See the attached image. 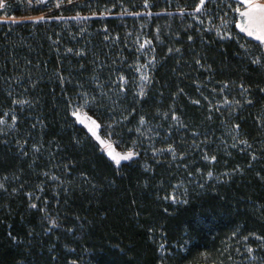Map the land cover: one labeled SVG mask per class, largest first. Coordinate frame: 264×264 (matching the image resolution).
Returning a JSON list of instances; mask_svg holds the SVG:
<instances>
[{"label":"trees","instance_id":"trees-1","mask_svg":"<svg viewBox=\"0 0 264 264\" xmlns=\"http://www.w3.org/2000/svg\"><path fill=\"white\" fill-rule=\"evenodd\" d=\"M221 1L0 20V264H264V50Z\"/></svg>","mask_w":264,"mask_h":264},{"label":"rangeland","instance_id":"rangeland-1","mask_svg":"<svg viewBox=\"0 0 264 264\" xmlns=\"http://www.w3.org/2000/svg\"><path fill=\"white\" fill-rule=\"evenodd\" d=\"M59 0H0V20H18V19H44L49 18L48 14L52 11L40 12L36 11L43 9L46 6L57 3ZM203 3L194 11H199L202 9ZM240 5L237 8V22L236 26L242 32H244L249 37L258 40L264 50V0H234ZM222 4L230 5L227 0H222ZM113 5V3L111 4ZM250 5H257L259 9H250ZM103 8L108 7L102 2V0H93L92 8ZM113 6H109L108 9H112ZM10 11H18L22 16H15L14 14H8ZM132 15H138L140 13H131ZM53 17V16H52ZM55 18H66L65 16H55ZM73 18H79L78 16H73ZM251 32V35H249ZM260 37V38H258ZM72 115L76 123L82 125L88 133L98 142L102 152L115 164H119L123 161H128L135 157V152L133 150H122L115 146L114 140L104 137L100 134L99 123L92 115L87 113L82 108H76L72 111ZM129 159H119L120 157L129 156ZM119 159V162H117Z\"/></svg>","mask_w":264,"mask_h":264},{"label":"snow or ice","instance_id":"snow-or-ice-1","mask_svg":"<svg viewBox=\"0 0 264 264\" xmlns=\"http://www.w3.org/2000/svg\"><path fill=\"white\" fill-rule=\"evenodd\" d=\"M201 2L203 3V0H201ZM250 9H259V6H257V5H250ZM260 10L264 11V9H260ZM249 35H251V32H249ZM258 38H260V37H258ZM130 155L131 154H129V156L120 157L119 159H129L130 158ZM119 159H117V162H119Z\"/></svg>","mask_w":264,"mask_h":264}]
</instances>
